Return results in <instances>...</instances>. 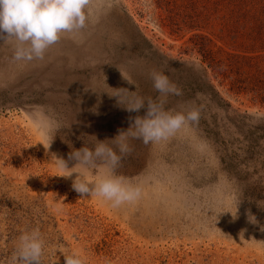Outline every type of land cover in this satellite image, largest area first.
<instances>
[{"label":"rangeland","instance_id":"obj_1","mask_svg":"<svg viewBox=\"0 0 264 264\" xmlns=\"http://www.w3.org/2000/svg\"><path fill=\"white\" fill-rule=\"evenodd\" d=\"M90 10L43 60L16 61L14 39L0 40V264H14L34 228L43 264H65L63 252L86 264H264V0H93ZM153 71L182 89L166 108L199 107V122L166 141L129 138L118 173L141 187L135 203L82 197L76 174L56 176L52 160L145 116L147 102L126 106L161 95ZM208 81L244 116L230 121ZM41 119L71 127L46 149ZM238 203L234 219L225 211Z\"/></svg>","mask_w":264,"mask_h":264},{"label":"clouds","instance_id":"obj_2","mask_svg":"<svg viewBox=\"0 0 264 264\" xmlns=\"http://www.w3.org/2000/svg\"><path fill=\"white\" fill-rule=\"evenodd\" d=\"M93 0H0V40L14 39V59L31 62L43 60L47 50L60 41L62 34L84 29L91 15ZM123 74V73H122ZM154 89L161 95L156 98L139 97L129 111H139L147 102L145 116H137L125 131L114 138L86 142L84 146L73 148L68 159L55 155L52 160L56 176L72 180L73 189L82 197L95 196L108 202L112 208L135 203L142 195V189L118 173L125 155L130 151L129 138L142 140L144 144L166 141L190 123H198L201 117L199 107L187 110L167 109L170 95L181 96L182 89L174 84L163 71L151 73ZM130 82V81H129ZM131 83V82H130ZM37 127L48 138L43 145L48 149L57 132L69 128L56 122L39 120ZM72 147L71 142L65 140ZM75 161L69 167L68 161ZM238 205L233 218H237ZM224 213V212H222ZM253 222L255 219L250 218ZM46 241L39 228L23 232L18 239L13 256L14 264H43ZM61 251V250H60ZM62 252V251H61ZM65 264H86V258L78 252L64 253Z\"/></svg>","mask_w":264,"mask_h":264},{"label":"trees","instance_id":"obj_3","mask_svg":"<svg viewBox=\"0 0 264 264\" xmlns=\"http://www.w3.org/2000/svg\"><path fill=\"white\" fill-rule=\"evenodd\" d=\"M207 83H209V89L211 91V97L214 98V97H219V100L216 102L217 105H220L222 104L223 102H225V109L228 110L230 113L233 114V116H229V119L231 121V119H235V118H240V117H243L244 114L242 113H239L238 111L236 110H233L232 106L227 103V101L223 100L220 96H219V93L218 91L214 88V86L208 81ZM231 117V118H230Z\"/></svg>","mask_w":264,"mask_h":264},{"label":"bare ground","instance_id":"obj_4","mask_svg":"<svg viewBox=\"0 0 264 264\" xmlns=\"http://www.w3.org/2000/svg\"><path fill=\"white\" fill-rule=\"evenodd\" d=\"M65 41H70V42H71V40H70V39H66V38H65Z\"/></svg>","mask_w":264,"mask_h":264}]
</instances>
